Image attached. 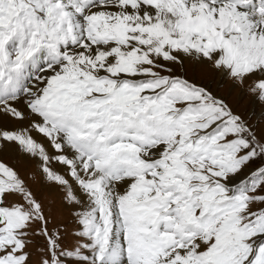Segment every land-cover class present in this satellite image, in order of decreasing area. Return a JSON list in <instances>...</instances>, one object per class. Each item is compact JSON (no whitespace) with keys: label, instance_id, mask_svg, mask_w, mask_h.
Here are the masks:
<instances>
[{"label":"snow or ice","instance_id":"obj_1","mask_svg":"<svg viewBox=\"0 0 264 264\" xmlns=\"http://www.w3.org/2000/svg\"><path fill=\"white\" fill-rule=\"evenodd\" d=\"M0 264H264V0H0Z\"/></svg>","mask_w":264,"mask_h":264}]
</instances>
